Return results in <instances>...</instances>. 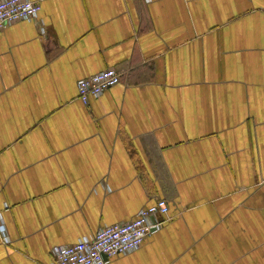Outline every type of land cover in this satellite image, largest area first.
Instances as JSON below:
<instances>
[{
	"label": "crops",
	"instance_id": "obj_1",
	"mask_svg": "<svg viewBox=\"0 0 264 264\" xmlns=\"http://www.w3.org/2000/svg\"><path fill=\"white\" fill-rule=\"evenodd\" d=\"M36 1L0 31V264L157 198L168 219L105 264H264V0Z\"/></svg>",
	"mask_w": 264,
	"mask_h": 264
},
{
	"label": "built area",
	"instance_id": "obj_2",
	"mask_svg": "<svg viewBox=\"0 0 264 264\" xmlns=\"http://www.w3.org/2000/svg\"><path fill=\"white\" fill-rule=\"evenodd\" d=\"M36 0H0V31L19 20L34 19L39 11ZM119 81L113 68H104L76 81V98L86 104ZM168 219L164 199L157 198L140 208L133 218L98 228L90 237H81L75 243L56 245L50 250L48 264H105L111 256L137 248L143 238L158 230ZM1 232L3 226L0 225Z\"/></svg>",
	"mask_w": 264,
	"mask_h": 264
}]
</instances>
